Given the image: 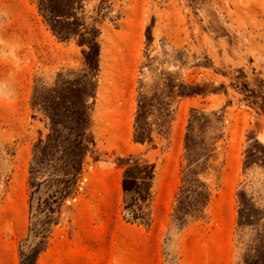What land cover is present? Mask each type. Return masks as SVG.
Wrapping results in <instances>:
<instances>
[{
  "label": "rangeland",
  "instance_id": "rangeland-1",
  "mask_svg": "<svg viewBox=\"0 0 264 264\" xmlns=\"http://www.w3.org/2000/svg\"><path fill=\"white\" fill-rule=\"evenodd\" d=\"M79 164L43 247L31 182ZM226 192L229 264H264V0H0V264H205L181 231Z\"/></svg>",
  "mask_w": 264,
  "mask_h": 264
},
{
  "label": "crops",
  "instance_id": "crops-1",
  "mask_svg": "<svg viewBox=\"0 0 264 264\" xmlns=\"http://www.w3.org/2000/svg\"><path fill=\"white\" fill-rule=\"evenodd\" d=\"M152 193H151V211L152 214L155 212L158 217V222L155 225L160 226L165 223L168 211V204L166 200L170 199L176 189V177L167 176L163 178V181H160L155 176H152ZM169 184L168 188L165 191H161L160 184ZM173 185V186H172ZM226 202H220L221 195L211 197V200L206 207V221L204 225H199L197 223L187 224L185 231H181V236L184 235V239L189 241L188 246L197 251V255L191 257L184 254L185 251V242L181 243L180 251L183 254H180L177 259H194L195 262L205 264H229L230 263V237L229 232L232 225V213L233 209L230 201L232 200V193H224ZM216 199V200H214ZM220 203H218V202ZM219 219L223 223L222 235L218 236V230L215 226H210L209 223L212 219ZM153 226V225H152ZM225 228V230H224ZM151 230L148 231L150 233ZM150 236L147 235V248L150 246L149 243ZM184 248V249H183ZM194 254V253H193ZM203 259V260H201ZM201 261V262H200Z\"/></svg>",
  "mask_w": 264,
  "mask_h": 264
},
{
  "label": "trees",
  "instance_id": "trees-1",
  "mask_svg": "<svg viewBox=\"0 0 264 264\" xmlns=\"http://www.w3.org/2000/svg\"><path fill=\"white\" fill-rule=\"evenodd\" d=\"M31 168L32 174L35 175L39 171L38 163L35 162ZM72 168L73 171H68L63 175H58L54 178V184L56 185V187L44 200H41L40 196H34L35 193L39 191L41 181H37L34 178L31 182V184L34 186V189L31 191L30 195V212L32 214L33 200L36 199L35 210L38 213H42L44 218L39 219L36 223L37 227L35 229V234H40V236H42V240L44 241L43 247L49 236L50 225L53 222V215L59 214L64 199L68 197L74 190L76 179L78 178L77 175L79 174L81 169V164H79L78 167L72 166ZM195 175L198 178V173H196ZM30 229L33 230L34 228L30 227ZM43 247L34 252V260L37 258Z\"/></svg>",
  "mask_w": 264,
  "mask_h": 264
}]
</instances>
